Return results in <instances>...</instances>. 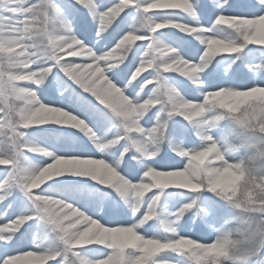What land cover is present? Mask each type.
Returning a JSON list of instances; mask_svg holds the SVG:
<instances>
[{
	"label": "snow or ice",
	"instance_id": "1",
	"mask_svg": "<svg viewBox=\"0 0 264 264\" xmlns=\"http://www.w3.org/2000/svg\"><path fill=\"white\" fill-rule=\"evenodd\" d=\"M0 264H264V0H0Z\"/></svg>",
	"mask_w": 264,
	"mask_h": 264
}]
</instances>
